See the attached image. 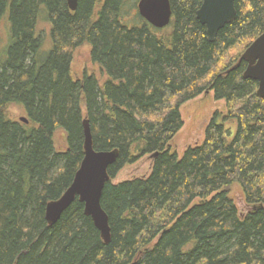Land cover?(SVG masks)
Listing matches in <instances>:
<instances>
[{"label": "trees", "instance_id": "1", "mask_svg": "<svg viewBox=\"0 0 264 264\" xmlns=\"http://www.w3.org/2000/svg\"><path fill=\"white\" fill-rule=\"evenodd\" d=\"M169 1V24L155 28L138 0H78L74 11L0 0V264H264V98L239 61L264 31V0H235L212 42L196 18L202 0ZM83 44L105 80L72 76ZM207 93L226 110L179 157L180 106ZM84 118L95 149L119 152L101 196L109 243L77 199L45 219L83 158ZM144 156L145 173L115 179Z\"/></svg>", "mask_w": 264, "mask_h": 264}, {"label": "water", "instance_id": "2", "mask_svg": "<svg viewBox=\"0 0 264 264\" xmlns=\"http://www.w3.org/2000/svg\"><path fill=\"white\" fill-rule=\"evenodd\" d=\"M74 11L78 0H66ZM139 15L155 28L167 26L172 10L169 0H138ZM236 17L235 0H202L196 11V18L205 26L207 39L213 41L217 32ZM246 61L244 78L257 82L256 93L264 98V31L245 48L239 61ZM20 120L27 122L26 117ZM83 126V158L69 186L56 199L45 206V219L53 225L77 199L83 204L84 214L89 216L105 243L110 241L108 215L101 206V196L105 183L110 180L108 167L118 157V149L97 150L93 146L92 132L87 118ZM157 153L152 154L155 156Z\"/></svg>", "mask_w": 264, "mask_h": 264}, {"label": "rangeland", "instance_id": "3", "mask_svg": "<svg viewBox=\"0 0 264 264\" xmlns=\"http://www.w3.org/2000/svg\"><path fill=\"white\" fill-rule=\"evenodd\" d=\"M42 39L47 43L49 24L41 19L39 22ZM7 40V26L3 19L0 22V49ZM46 45V44H45ZM94 74L99 81L106 79V75L97 64L92 62L90 58L89 45L83 44L74 49L71 62V74L73 77L79 78L83 73ZM226 110L225 100L216 99L213 93L200 95L191 99L180 106V115L183 121L182 127L174 135L170 142V147L176 151L179 157L182 156L184 149L201 143L204 140L206 127L211 116L216 111L224 112ZM19 115H15L18 117ZM149 160L147 156L133 164L124 166L115 177L116 180L127 178L132 175L142 174L148 170ZM115 180V181H116ZM232 195L240 210H244V202L242 195L236 186L231 187Z\"/></svg>", "mask_w": 264, "mask_h": 264}, {"label": "bare ground", "instance_id": "4", "mask_svg": "<svg viewBox=\"0 0 264 264\" xmlns=\"http://www.w3.org/2000/svg\"><path fill=\"white\" fill-rule=\"evenodd\" d=\"M47 222V221H46ZM48 223V222H47ZM50 225V224H49Z\"/></svg>", "mask_w": 264, "mask_h": 264}]
</instances>
